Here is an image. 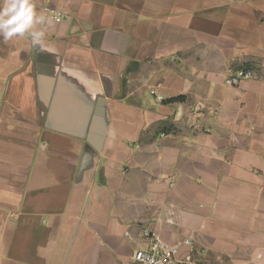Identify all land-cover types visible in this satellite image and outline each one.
Wrapping results in <instances>:
<instances>
[{
  "label": "crops",
  "instance_id": "1",
  "mask_svg": "<svg viewBox=\"0 0 264 264\" xmlns=\"http://www.w3.org/2000/svg\"><path fill=\"white\" fill-rule=\"evenodd\" d=\"M36 4L42 46L0 37V264H136L145 230L264 264V0Z\"/></svg>",
  "mask_w": 264,
  "mask_h": 264
},
{
  "label": "built area",
  "instance_id": "2",
  "mask_svg": "<svg viewBox=\"0 0 264 264\" xmlns=\"http://www.w3.org/2000/svg\"><path fill=\"white\" fill-rule=\"evenodd\" d=\"M44 12L51 17L54 22L62 23L65 19L63 13L52 5L53 0H46ZM253 70L244 72L239 71L225 80L227 86L236 87L245 79L254 78ZM143 246L137 250L133 256L136 264H185V260L181 258V250L178 246H174L163 240L156 232L143 231ZM185 246L191 247L193 244L190 240L185 241Z\"/></svg>",
  "mask_w": 264,
  "mask_h": 264
},
{
  "label": "clouds",
  "instance_id": "3",
  "mask_svg": "<svg viewBox=\"0 0 264 264\" xmlns=\"http://www.w3.org/2000/svg\"><path fill=\"white\" fill-rule=\"evenodd\" d=\"M46 23L52 21L37 10L36 0H0V37L5 43L20 37L42 46L46 33L37 26Z\"/></svg>",
  "mask_w": 264,
  "mask_h": 264
}]
</instances>
